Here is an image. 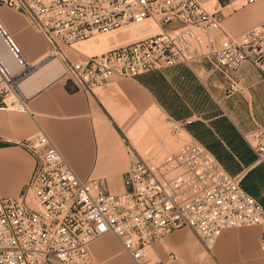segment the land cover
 Segmentation results:
<instances>
[{
    "label": "built area",
    "instance_id": "1",
    "mask_svg": "<svg viewBox=\"0 0 264 264\" xmlns=\"http://www.w3.org/2000/svg\"><path fill=\"white\" fill-rule=\"evenodd\" d=\"M0 7L15 10L44 38L46 56L61 65L56 80L84 92L113 78H135L200 59L224 73L229 94L246 92L244 82L234 76L244 62L259 70L264 81V19L231 35L222 29L221 9L209 11L200 0H0ZM147 19L159 30L130 41L108 38V48L99 53L74 47L129 25L146 32L142 23ZM161 21L179 25L165 30ZM0 44L16 65L12 69L0 54V109L24 111L27 97L20 82L37 65L1 20ZM196 119L195 114L172 119L171 135L182 139L185 127ZM240 133L255 163L264 165V124ZM20 144L34 165L17 196H0V264H49L52 259L92 264L89 244L107 233L118 238L136 263L148 264L147 245L175 229L189 228L210 251L225 228L264 225L261 203L241 186L244 173H228L196 140L183 139L159 159L131 160L122 189L115 193L103 179L79 178L47 134ZM259 249L264 254V233Z\"/></svg>",
    "mask_w": 264,
    "mask_h": 264
},
{
    "label": "crops",
    "instance_id": "2",
    "mask_svg": "<svg viewBox=\"0 0 264 264\" xmlns=\"http://www.w3.org/2000/svg\"><path fill=\"white\" fill-rule=\"evenodd\" d=\"M200 1L209 11L221 9L222 29L231 35L240 34L264 19L263 0ZM0 20L24 55L35 63L40 62L39 65L43 63L48 48L44 38L14 11L0 7ZM142 25L147 27L146 32L126 26L113 37L117 42L130 41L159 30L151 19ZM225 32L221 31L219 36ZM109 44L107 36L96 35L77 42L74 47L85 53H99ZM249 68L262 76L249 63L242 64L240 70ZM31 75L20 82L21 92L27 97V109H0L1 197L17 196L28 181L34 159L20 142L32 135L47 134L79 178L103 179L113 193L122 189L123 173L131 160L138 156L156 159L154 148L159 151L172 148L167 142L168 114L155 100L147 78L140 75L113 78L84 92L56 80L57 74L39 87L35 85L38 82L30 81L23 90L21 84ZM259 85L264 92V83ZM261 121L264 124V115ZM192 124L185 127L186 132ZM241 186L264 209V165L252 164L244 172ZM263 233L264 225L225 228L207 251L194 233L183 227L151 241L146 247L145 261L148 264H264V254L259 249ZM89 252L92 264H139L112 233L92 240ZM49 264L58 262L52 259Z\"/></svg>",
    "mask_w": 264,
    "mask_h": 264
},
{
    "label": "rangeland",
    "instance_id": "3",
    "mask_svg": "<svg viewBox=\"0 0 264 264\" xmlns=\"http://www.w3.org/2000/svg\"><path fill=\"white\" fill-rule=\"evenodd\" d=\"M178 25L177 21L162 22L165 30ZM129 27L141 29V26ZM121 29L105 36L110 39L113 34L119 35ZM241 66L234 76L244 82L245 93L229 94L224 73L205 59L140 75L148 79L155 100L169 118L167 142L173 146L160 151L154 148L156 159L176 150L183 139H192L205 145L231 175L244 173L252 164H256L254 154L240 131L248 132L262 124L264 92L259 83L264 81L250 68L241 71ZM191 114H195L197 120L187 132L184 131L183 138L178 142L170 133V121Z\"/></svg>",
    "mask_w": 264,
    "mask_h": 264
},
{
    "label": "bare ground",
    "instance_id": "4",
    "mask_svg": "<svg viewBox=\"0 0 264 264\" xmlns=\"http://www.w3.org/2000/svg\"><path fill=\"white\" fill-rule=\"evenodd\" d=\"M8 10H11V11L16 12L15 10H12V9H8ZM47 53H46V55H47ZM0 54H1V56L4 58V60L8 63V65L12 69L16 68L15 61L13 59V56L5 49V47L2 44H0ZM47 56H49V55H47ZM47 56L45 57L43 63H41L40 65L38 64L40 62H38V63L37 62L36 63L33 62L35 65H37V68H36L37 70H35L34 72H32L31 73L32 75L29 74V75H31L30 78L26 82H23L21 84L22 87L23 86L25 87V84H27L30 81L33 82V83L34 82H38L39 84H35V85H38V87H39V85L41 83L52 79L57 74L59 75V73L61 71V65H60L59 61L57 59H55V58H52V57L48 58ZM24 87H23V90H24ZM31 88L28 87L29 90ZM34 89H35V87H34ZM34 89H32V90H34ZM32 90L29 91V92H32Z\"/></svg>",
    "mask_w": 264,
    "mask_h": 264
},
{
    "label": "trees",
    "instance_id": "5",
    "mask_svg": "<svg viewBox=\"0 0 264 264\" xmlns=\"http://www.w3.org/2000/svg\"><path fill=\"white\" fill-rule=\"evenodd\" d=\"M183 118H184V117H183ZM192 123H193V122H192ZM192 123H191V124H192ZM193 124H194V123H193ZM193 124H192V125H193ZM189 127H191V125H190Z\"/></svg>",
    "mask_w": 264,
    "mask_h": 264
},
{
    "label": "water",
    "instance_id": "6",
    "mask_svg": "<svg viewBox=\"0 0 264 264\" xmlns=\"http://www.w3.org/2000/svg\"><path fill=\"white\" fill-rule=\"evenodd\" d=\"M37 68V67H36Z\"/></svg>",
    "mask_w": 264,
    "mask_h": 264
}]
</instances>
